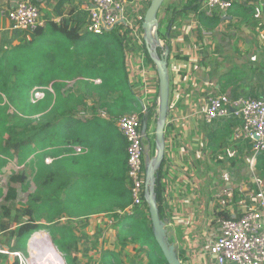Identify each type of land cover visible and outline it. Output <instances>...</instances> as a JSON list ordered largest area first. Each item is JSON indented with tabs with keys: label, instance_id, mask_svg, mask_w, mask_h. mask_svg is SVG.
I'll return each instance as SVG.
<instances>
[{
	"label": "trees",
	"instance_id": "1",
	"mask_svg": "<svg viewBox=\"0 0 264 264\" xmlns=\"http://www.w3.org/2000/svg\"><path fill=\"white\" fill-rule=\"evenodd\" d=\"M184 1L185 9L197 12L205 0ZM150 2L147 3V9ZM86 19L88 14H78L76 17L69 15L68 18H62L60 22H46L43 28L33 34L28 46L14 42L15 46L18 44L14 51L19 52L24 47L34 45L48 30V43H44L42 51L36 56L32 54L28 59L25 58L29 61L24 64H14L8 69L0 66V157L12 153L25 159L48 149L56 158L46 166L45 155L38 164L35 180L39 191L23 210L27 221L14 230L8 221H1L0 232L7 234V238L0 247L12 253L24 252L34 234L48 232L66 264H81L77 258L82 253L81 238L74 227L63 224L61 219L70 213L87 219L106 213L118 218V236L124 243L151 241L154 252L149 253L150 264H168L156 243L146 202L133 216L119 217L116 214L132 203L127 142L117 128V122L124 116L138 113L143 124L147 112L150 125L158 105L152 101L147 106L142 104V98L131 82L128 68V36L131 30L122 23L102 36H94L84 31ZM200 20L210 29L220 22L217 15L208 17L203 13ZM173 21L175 19L169 24ZM162 23L159 35L166 43L167 37L160 33ZM126 29L130 31L125 32ZM166 45L170 47L169 43ZM143 51L156 69L146 47ZM158 54L162 55L160 48ZM17 60H22V54ZM97 79L101 81L99 84L93 82ZM71 82L72 86L69 85ZM50 84L53 92L47 91L42 101L32 104L31 90ZM77 84L84 86L81 96L74 94ZM89 104H92L90 117L80 119V113L86 112L84 109ZM12 108L15 110L10 114ZM102 112L108 115L109 120L101 117ZM219 122L221 126L212 128L208 134L210 146L224 148L230 143V138L232 142H242L234 141L240 121ZM3 135L7 136L5 140L2 139ZM73 146L81 147L82 152L87 150V153L72 156V153H76ZM246 146L253 151L247 143ZM164 163L165 160L162 168ZM71 167L75 170L73 176ZM162 168L155 192L160 217L164 219ZM256 171L264 179V153L257 157ZM41 173L44 174L42 184L39 183ZM27 179L28 175L22 172L11 176L9 183L23 187ZM17 196V191L9 186L5 202H14ZM101 203L104 205L100 206ZM2 211L4 217L9 216L6 205L2 206ZM218 216L229 218L228 214L223 213ZM42 221L46 225L41 224ZM88 226L89 222L85 221L81 227L86 229ZM13 240L15 246H11ZM178 256L184 262V256L181 253ZM106 259L108 264H120L119 256L117 258L115 253L108 254ZM5 260H9V257L0 254V264ZM11 264H20L19 259L16 258Z\"/></svg>",
	"mask_w": 264,
	"mask_h": 264
},
{
	"label": "crops",
	"instance_id": "2",
	"mask_svg": "<svg viewBox=\"0 0 264 264\" xmlns=\"http://www.w3.org/2000/svg\"><path fill=\"white\" fill-rule=\"evenodd\" d=\"M18 1L21 0H0V10L11 8ZM30 1L40 8L45 23L48 20L60 22L62 18H68L69 15L76 17L78 14H88L89 5L85 0ZM146 1L130 0L128 12H131L135 4L138 3L142 14L145 15ZM205 1L201 8L195 12L185 9L186 1L184 0H166L158 15L160 23L164 21L167 23L164 35L167 37L166 43L170 45L168 71L171 115H175L176 108L182 114H186L192 107L203 105L212 96L229 94L235 99L246 96L261 97L264 93V7L259 3L236 4L227 13L218 14L219 24L210 29L200 23L202 14L200 11L203 9ZM172 19L175 21L169 24ZM0 30L9 32L10 38L14 37V33L19 32L11 29V24L7 19L1 18ZM206 31L210 32V35L212 34L211 38L203 37ZM160 41V49L164 51L167 45L164 40ZM14 42L12 41L10 44H14ZM199 48L201 51L206 50L210 57L207 59L209 64L206 66L203 59L196 55V49L199 50ZM140 50L141 48L138 46L136 54L142 56ZM130 59L129 55L128 61ZM214 61L217 63V73L213 72L212 63L215 65ZM135 63L134 71L130 72L131 82L134 84L138 96L142 98L141 103L147 106L152 101L147 93L155 92L153 89L155 86H159L158 74L157 71L149 73L145 69L148 63L147 57L144 59L138 57ZM236 64L245 65L246 69L242 71L243 74L238 75L232 72L233 65ZM143 72L150 74L149 81L153 78L155 86L147 83L149 85L145 87L142 82L143 77H141ZM156 76L157 78H155ZM69 85L72 86L73 83H69ZM150 86L151 88H149ZM86 116L90 115L83 117ZM83 117L81 116L80 119ZM105 120H109V117ZM170 120L172 121L168 117L165 127V163L162 168L163 209L165 218L169 220L170 239L176 244L178 253L184 256L182 263L186 264V255L198 246L194 241L197 238L200 241L208 239V237L204 238V234L207 232L208 235L209 233L207 227H204L205 224L215 221L219 215L216 204L217 195L223 185L211 184L213 180L211 182L208 176H213L210 174L217 170L214 166L209 167V163H212L209 159L216 154L235 158L238 150L236 147L228 145H225L224 148L209 145L208 134L212 128L216 129L221 126L219 122L221 120L215 121L211 125H206L202 119L188 122L181 120L171 122ZM153 127L151 124L148 131L154 139L153 147L149 140L147 143L144 142L145 152L151 158L156 155V127L154 131ZM228 141L231 143V138ZM74 148L73 146L72 149ZM85 153L87 150L71 155L77 156ZM45 155H47L45 165L49 166L56 158L54 159L48 149L41 150L36 155H29L24 159L29 160L28 165H34L32 174L24 173L28 175V182L33 180L37 190L35 180L38 173L37 167ZM199 158L204 159L202 162L207 161L201 166H196L195 161ZM230 166L232 165L230 164ZM74 171L71 167L72 176ZM186 173H188L187 177ZM201 175H207V177ZM39 176V183L42 184L44 174L41 173ZM186 194H188L187 197ZM103 205L104 203L100 204V206ZM106 215V213H101L94 215V218L98 219L97 222H101L100 217ZM92 224L93 221L90 220L88 230Z\"/></svg>",
	"mask_w": 264,
	"mask_h": 264
},
{
	"label": "built area",
	"instance_id": "3",
	"mask_svg": "<svg viewBox=\"0 0 264 264\" xmlns=\"http://www.w3.org/2000/svg\"><path fill=\"white\" fill-rule=\"evenodd\" d=\"M88 3V19L85 32L94 36H102L118 25L124 23L137 35V46L145 47L142 29L144 14L138 3L128 12L130 0H85ZM259 3L264 7V0H206L200 11L208 17L225 14L236 4ZM0 18L7 19L11 29L27 34H34L45 26L40 8L30 0H21L8 9L0 10ZM141 53V52H140ZM141 59L146 58L145 54ZM150 74L144 73L142 82L147 87ZM99 84V79L93 81ZM45 91L53 92L49 87H35L31 90L32 104L45 98ZM175 115L169 112L171 122L203 120L211 125L218 120H238L241 122L234 141L247 143L252 147L253 156L249 160L247 170L250 175L248 183L227 181L217 195L218 213L228 214L229 218L218 216L219 235L207 249L213 264H264V182L257 171V157L264 153V93L261 97H240L233 99L229 94L212 96L199 107H192L186 114L179 109ZM84 115V113H83ZM101 117L107 119L105 112ZM168 119V118H167ZM117 128L127 142L128 180L132 194V203L120 216H133L145 202V143L142 135V121L138 115H127L119 119ZM76 153L82 148L76 146ZM259 177V178H258ZM114 217L109 220L113 224ZM207 232L204 238L208 237ZM1 254L9 255V251L0 249ZM18 257V254L15 255Z\"/></svg>",
	"mask_w": 264,
	"mask_h": 264
},
{
	"label": "rangeland",
	"instance_id": "4",
	"mask_svg": "<svg viewBox=\"0 0 264 264\" xmlns=\"http://www.w3.org/2000/svg\"><path fill=\"white\" fill-rule=\"evenodd\" d=\"M148 1L149 0L146 1V8H147ZM167 4H168V1L166 5ZM166 26H167V23L164 21L162 23V27L160 31L162 36L164 34V29ZM127 31H130V30L126 29L125 32ZM49 35H50V31L47 30L46 33L42 37H40L39 40L34 45L30 47H24L23 50H19V52H15L14 50H16L17 48L16 46L18 45L17 44L15 46V44L20 43L22 45H27L33 39V34L19 32V33H14L13 35L14 37L10 38L9 32H4L0 30V66L2 65L6 66L8 69V68H11L10 66H13L14 64H18V63L24 64L25 62H28L29 60H26V59H28L30 55L34 54V56H36L39 51H42V48H44V43H48L47 40L49 39ZM137 35H139V33L135 34L133 31H130L129 36H128V40H129L128 55H130V58H131L130 61H128V68L130 72L134 71V68L136 65L135 63L136 58L139 57V55L136 54V51L138 50ZM203 37L211 38L212 34L210 35V32L206 31ZM12 41H15V44L13 43L10 44V42ZM140 48H141L140 50L141 54L144 55L143 53L144 46L142 45V47ZM196 51H197L196 55L203 59L204 65L206 66V64H209L207 62V59L208 58L210 59V57H208V53H206L207 51L206 50L201 51V48H199V50L196 49ZM19 54H22V60L20 61L17 60ZM169 67H170V64H169ZM212 67H214L213 72L217 73L218 72L217 63H215V65L212 63ZM233 67H234V70L232 72L238 75L243 74L242 71L246 69L244 64H236V65H233ZM145 69L149 73L156 72V69L149 63V61L146 64ZM155 78H157V76ZM148 83L153 84V86H155V80L153 78H151ZM149 88H151V86ZM153 90H155V92H152V93L149 92L147 93V96H149L150 99H152V102H155L157 104L158 97H159L158 85L155 86ZM46 92L47 91H45V94ZM83 93H84V86L80 84L75 85L74 94L81 96L83 95ZM30 95H31V92H30ZM30 102L32 103L31 99H30ZM91 106L92 104H89L87 108L84 109V111L86 112L80 113V117L81 116L83 117L84 115H90L92 112V110L90 109ZM158 108H159V105H158ZM14 110L15 109L12 108L10 114H13ZM134 115H138V113ZM157 116H158V109L153 115V118L151 119V122H150V125L152 124L154 126L153 131L155 130V127L157 126V123H156ZM39 125L41 124H38V126ZM148 134L149 135L147 136V140H149V143L152 144V147H153L154 139L153 137H151L149 132ZM2 137H3L2 139L4 140L7 138L6 135H3ZM147 140H145V143H147ZM228 146L237 148L236 150H238V153L235 158L234 157L230 158L227 155L222 156V155H217V154L214 155L213 157L210 156L212 158L209 160L210 162L212 161V163H209V167L214 166L215 169L217 170V172L210 174L213 176H208L209 179H211V182L213 180L211 184L215 186L216 184L220 186L222 185L224 186L227 181H233V183L235 184L239 182H245V183H248L249 186H251L249 183L250 175L248 174V172H246L244 173V177H242V172L243 170L248 169L247 165L249 164L250 158L253 156V151L251 152L248 149V147L246 146V143L236 144L235 142H231V143H228ZM202 159L203 158L196 159L195 161L196 166H201V164H204L207 161L205 160L204 162H202ZM24 161L26 162L24 163ZM28 161H29L28 159L24 160V159L18 158L16 155H13L12 153L8 154L5 157H2V156L0 157V224L2 220H6L11 224L12 230L16 229L18 225L23 224L27 221L28 218L23 213V210H25L31 204V199L34 198L38 192L33 180H30L29 182L27 180L25 183V186L23 187L20 184H10L9 183V179L11 178V176L15 174L26 172L30 175L33 173L34 165L33 164L28 165L27 163ZM230 164L232 166H230ZM207 175H201V176L207 177ZM187 176H188V173H186V177ZM261 181L264 182V179H262ZM9 186L14 188L17 191L18 196L14 202L6 203L5 197L7 195ZM187 196L188 194H186V197ZM4 205L7 206L10 212L8 217H4V213L2 211V206ZM112 217L113 216L111 214H108L105 217H100L101 222H97L98 219L94 218V216L87 219L83 217H78V215L75 213L66 214L65 216L62 217L61 219L62 223L65 225L74 227L78 236H80L81 238L80 244H81L82 253L79 254L77 257L78 260H81V264H108L106 258H107V255L110 253H115L117 255V258L119 256L120 264H150L151 258L149 257V253L154 252V247L151 241L137 240L134 243L132 242L124 243L118 236V227L116 225L118 218L115 216L113 224H109L108 222L109 220H112ZM90 220L93 221V224L91 228H89V230L88 228L84 229L81 227L82 225L85 224V221H88L90 223ZM216 220L212 221L209 224H205L204 227H207L208 232H209L208 239H203L202 241H200L197 238L194 241L196 245H198L197 246L198 248L196 247V249L192 250V252L189 251V253L186 255V258H187L186 259L187 261H185L186 264H213V260L208 255L207 249L215 241V238L219 235V226ZM41 224L46 225V222L42 221ZM188 228H190V225H188ZM39 233H43V232H38L36 234H39ZM44 233H46L52 241V238L48 234V232H44ZM33 236L31 237L30 241L27 243V247L24 252L19 251V252L12 253L8 250L9 255H6V256L9 257V260H5L3 264H11L12 262H14L16 258L19 259L20 264H31L32 263L31 248L33 245L32 243ZM6 238H7V234H3L0 232V244L1 245L3 244V242H5ZM11 246H15L14 240L12 241ZM187 248H188V245H187ZM0 249L3 251L7 250L6 248H3V247H0ZM16 254H18V257H15Z\"/></svg>",
	"mask_w": 264,
	"mask_h": 264
},
{
	"label": "water",
	"instance_id": "5",
	"mask_svg": "<svg viewBox=\"0 0 264 264\" xmlns=\"http://www.w3.org/2000/svg\"><path fill=\"white\" fill-rule=\"evenodd\" d=\"M166 0H151L143 20L142 29L144 31V41L149 57L156 67L159 79L158 116L156 126V155L151 158L145 156L146 181H145V202L149 208L153 233L168 264H182L178 256L176 244L172 242L169 234V220L160 217V212L156 199L155 187L162 164L165 160V127L170 112V79H169V48L166 47L160 56L159 35V12ZM149 114L146 112L142 124V135L144 142L147 140L149 131ZM57 250V249H56ZM58 251V250H57ZM60 254V253H59ZM65 263V262H64Z\"/></svg>",
	"mask_w": 264,
	"mask_h": 264
},
{
	"label": "bare ground",
	"instance_id": "6",
	"mask_svg": "<svg viewBox=\"0 0 264 264\" xmlns=\"http://www.w3.org/2000/svg\"><path fill=\"white\" fill-rule=\"evenodd\" d=\"M32 243L31 264H64V259L56 250L53 242L46 233L34 235Z\"/></svg>",
	"mask_w": 264,
	"mask_h": 264
}]
</instances>
